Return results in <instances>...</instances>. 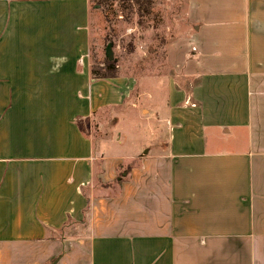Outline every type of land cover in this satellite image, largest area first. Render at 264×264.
Here are the masks:
<instances>
[{
	"label": "crops",
	"instance_id": "0c3cea01",
	"mask_svg": "<svg viewBox=\"0 0 264 264\" xmlns=\"http://www.w3.org/2000/svg\"><path fill=\"white\" fill-rule=\"evenodd\" d=\"M93 1L0 0V264H264V0H183L148 157L85 134L136 87L92 77Z\"/></svg>",
	"mask_w": 264,
	"mask_h": 264
},
{
	"label": "rangeland",
	"instance_id": "374dc122",
	"mask_svg": "<svg viewBox=\"0 0 264 264\" xmlns=\"http://www.w3.org/2000/svg\"><path fill=\"white\" fill-rule=\"evenodd\" d=\"M124 1L131 2L128 3L133 7L132 13H123L121 5L128 4ZM133 1L109 0L90 3V39L87 54L90 68L94 63L99 69L104 66L108 44L111 43L115 75L131 77L136 82V87L123 113L108 109L95 115L90 125L85 123V134L93 140L97 155L100 152H110V149L111 151L118 149L116 144L118 131L114 128L119 127L120 130L129 126L136 129L135 127L141 126L144 142L137 146L134 131L126 129L129 134L133 133L132 137L120 148L119 151L123 150V154L119 152L116 155L148 157L147 151L153 148L150 142V124L157 122L153 114L154 103L162 106L173 92L188 94L190 90L189 80L182 75L176 76L167 61L168 46L175 42L181 34L180 31L183 30L178 26L183 0H154L153 15L143 20L137 15V6ZM140 21L143 23L139 24ZM152 52L156 54L153 55ZM182 97L177 94L175 100L177 103H173V106L180 108L185 102V106H193V101L187 98L184 102ZM160 123L166 125L167 119H163ZM137 162L138 159L134 160L133 164L124 166L122 171H128Z\"/></svg>",
	"mask_w": 264,
	"mask_h": 264
},
{
	"label": "trees",
	"instance_id": "16d2710c",
	"mask_svg": "<svg viewBox=\"0 0 264 264\" xmlns=\"http://www.w3.org/2000/svg\"><path fill=\"white\" fill-rule=\"evenodd\" d=\"M97 1H109V0H97ZM97 1H93L94 3H96ZM130 1H124V3H128ZM133 2H135V6H137V15L139 16V18L141 20L145 19V18H149L153 15V10H154V0H134ZM131 3V2H130ZM123 8V13L124 12H133V7L130 6V4L128 3L127 5H121ZM143 22L140 21L139 24H142ZM112 44H108V47L112 48ZM152 54H156V52H152ZM114 62L112 60L109 59V57L106 54V58L104 60V66L106 65V67H101L100 69L97 68L96 64L94 63L91 67V75L94 79H112V78H117L119 77V75H115V69L113 67ZM114 76H111V75Z\"/></svg>",
	"mask_w": 264,
	"mask_h": 264
},
{
	"label": "water",
	"instance_id": "95a60500",
	"mask_svg": "<svg viewBox=\"0 0 264 264\" xmlns=\"http://www.w3.org/2000/svg\"><path fill=\"white\" fill-rule=\"evenodd\" d=\"M107 56L109 57L110 60H112V53H111V47L107 48Z\"/></svg>",
	"mask_w": 264,
	"mask_h": 264
}]
</instances>
